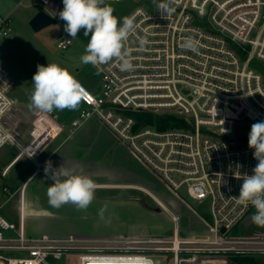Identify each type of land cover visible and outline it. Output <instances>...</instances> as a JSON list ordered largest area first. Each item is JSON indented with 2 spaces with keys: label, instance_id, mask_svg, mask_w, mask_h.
I'll return each mask as SVG.
<instances>
[{
  "label": "built area",
  "instance_id": "obj_1",
  "mask_svg": "<svg viewBox=\"0 0 264 264\" xmlns=\"http://www.w3.org/2000/svg\"><path fill=\"white\" fill-rule=\"evenodd\" d=\"M156 3L127 16L137 25L127 44L135 71L121 72L115 63L95 67L100 88L95 93L79 81L87 95L69 130L67 123L58 122L56 110L38 112L30 145L41 139L36 147H44L59 134L70 136L90 119H99L170 189L186 186L192 199L207 205L211 236L180 239L176 246L174 215L172 239L31 237L22 205L18 223L0 214V260L5 264H60L71 255L76 264H144L145 259L156 264L159 253H171L173 264H201L207 255L264 254V240L227 237L255 212L232 197L239 196L243 176L252 175L258 163L254 149L235 134L238 122L264 121V75L259 69L264 64V0H179L175 12L165 17ZM11 22V17L0 18V41L11 33ZM187 36L198 41V52L181 47ZM143 39L148 44L140 50ZM70 44L62 34L57 48ZM12 85L0 64V150L14 143L2 124L13 105ZM137 112L172 115L182 122L164 130L141 127L133 116ZM39 130H48L46 137Z\"/></svg>",
  "mask_w": 264,
  "mask_h": 264
},
{
  "label": "rangeland",
  "instance_id": "obj_2",
  "mask_svg": "<svg viewBox=\"0 0 264 264\" xmlns=\"http://www.w3.org/2000/svg\"><path fill=\"white\" fill-rule=\"evenodd\" d=\"M106 3L113 7L114 15L122 20L137 7L149 6L151 3L153 5V0H106ZM63 7L62 0H51L48 4H43L39 0H0V18L12 19L11 33L0 41V64L13 79V85L9 90L13 105L3 117L2 124L12 133L14 139V143H9L0 150V214L11 222H19L21 190L26 179L38 171V174L33 175L35 178L32 177L33 180L25 193L27 204L25 224L27 231L34 236L50 235L75 239H172L176 227L172 216L175 215L178 219V239L210 237L212 220L207 205L192 199L187 193L186 186L177 192L170 189L157 174L130 154L128 143L122 140L121 143L129 150L121 147V161L118 162L121 165H117L116 161H113L115 165L107 164L106 167L100 164L79 165L80 168L84 166L83 171L85 168L88 170L91 168V172L86 170L79 174H90L98 184L95 199L86 210H77L71 204L59 209L49 205L47 189L52 182L40 172L43 162L36 158L37 151L43 144L36 147V143L41 140L38 139L35 144L30 145L32 141L30 133L37 122L38 112L29 110L28 94L32 90V77L37 71V65L58 63L92 92L100 88L98 70L91 64H83L80 60L81 56L86 54L85 48L90 37L84 35L83 29L76 39H72L64 31L65 22L58 15ZM39 10L48 12L56 22L35 32L29 22ZM62 34L71 40V44L65 50L57 48L58 38ZM259 69L264 75V64L261 63ZM79 109L80 107L68 112L56 110L58 122H67L66 129L69 130L70 123ZM137 114L139 112L133 116L140 125ZM153 117L158 120L157 118L164 116L158 114ZM47 120L50 122V119ZM252 125L253 123L248 120L238 122L236 125L235 135L246 141L245 146H248ZM39 132L42 138L48 134V130ZM25 147H29L32 154L22 157L8 170L7 167ZM143 190L151 193L162 205ZM30 203L34 207H31ZM101 208L106 209L103 219L99 215ZM254 213L251 212L227 237L237 240H264V227L257 226L252 221ZM246 256L264 264V254ZM207 257L208 259L202 260L207 264H233L232 255L226 259L218 258V255ZM154 261L156 264H173L172 254L159 253L154 256ZM76 262V256L71 255L66 258L65 263L60 264ZM0 264L5 262L0 260Z\"/></svg>",
  "mask_w": 264,
  "mask_h": 264
},
{
  "label": "clouds",
  "instance_id": "obj_3",
  "mask_svg": "<svg viewBox=\"0 0 264 264\" xmlns=\"http://www.w3.org/2000/svg\"><path fill=\"white\" fill-rule=\"evenodd\" d=\"M62 3L64 7L58 15L65 22L64 31L76 39L83 29L84 35L90 37L86 54L80 58L83 64L100 68L115 63L121 72L135 71L134 57L127 47L130 37L137 31L133 18L121 20L114 15L113 7L106 0H62ZM178 3L179 0H163L156 6L165 17L175 12ZM147 44L146 39L141 40L140 50H144ZM181 47L193 53L199 50L198 41L193 36L185 37ZM86 95V89L68 69L55 62L46 66L38 64L28 94V108L44 114L54 110H77ZM248 147L254 149L253 158L258 163L252 175L243 176L239 196L232 198L245 208L252 205L255 208L253 223L264 227V121L251 126ZM44 173L52 181L47 189L51 207L59 209L71 204L77 210H86L94 201L98 184L90 176L79 174L75 168H67L64 164L53 168L50 160L45 162ZM105 210L101 208L99 211L101 219ZM144 264L153 262L145 259Z\"/></svg>",
  "mask_w": 264,
  "mask_h": 264
},
{
  "label": "crops",
  "instance_id": "obj_4",
  "mask_svg": "<svg viewBox=\"0 0 264 264\" xmlns=\"http://www.w3.org/2000/svg\"><path fill=\"white\" fill-rule=\"evenodd\" d=\"M97 92H98V88L95 91V93ZM65 111L68 112L69 110L65 109ZM98 123L99 125L97 126ZM64 133L59 134L51 141H49L44 147H42L37 151L38 154L36 155V158L43 162L41 164L42 169L40 170V172L44 173L45 162L49 160L52 162L53 168H58L60 165L64 164V166L67 168H75L78 173L79 172L84 173L86 170L88 172H91V168H89V170L85 168L83 171L82 168L84 166L80 168L79 165L91 166L92 164H98V165L100 164L106 167L107 164H112L113 161H116L117 163L121 161V155H122L121 147H125L127 150H129L126 146H124L121 143L120 139L105 124H103L98 119H92L91 121L89 120L87 123H85V125H83L80 129L75 131V133H73L70 136L68 134L64 135ZM30 148L29 147L22 148L25 151L23 152L21 151L14 158L12 163H10L7 169L8 170L11 169L22 157L27 155L30 156L32 154ZM129 152L135 159L140 160L132 152V150L131 151L129 150ZM117 165H121V164L118 163ZM36 173L38 174V171L34 172L28 179H26L25 185L22 188L23 191L21 190L19 211L21 206L23 205L25 215H26V206H27L25 199L26 188L29 186L33 178H35V176L33 177V175ZM88 175L91 176L90 174ZM46 178L48 177L46 176ZM47 180H49V182H52L49 178ZM145 192L151 195V193H149L148 191ZM151 196L154 197L153 195ZM154 199L159 204L162 205V203L159 202L157 198L154 197ZM29 205L31 207L32 206L34 207L32 203H30ZM25 228H26V224H25ZM26 232L31 237H44V236L51 237L50 235L34 236L27 231V228H26Z\"/></svg>",
  "mask_w": 264,
  "mask_h": 264
},
{
  "label": "trees",
  "instance_id": "obj_5",
  "mask_svg": "<svg viewBox=\"0 0 264 264\" xmlns=\"http://www.w3.org/2000/svg\"><path fill=\"white\" fill-rule=\"evenodd\" d=\"M138 117L140 118V125L145 124V125H153V126H158V129L164 130L167 127L174 128L176 126H180L179 123L182 122L181 120L177 119L176 117L172 115H163L164 117L154 118V114H151L149 112H139L137 114ZM161 119V120H159ZM155 123H160V124H155ZM233 264H262L258 260L250 257V256H243V255H232L231 257ZM200 264V263H199ZM201 264H207V263H201Z\"/></svg>",
  "mask_w": 264,
  "mask_h": 264
},
{
  "label": "water",
  "instance_id": "obj_6",
  "mask_svg": "<svg viewBox=\"0 0 264 264\" xmlns=\"http://www.w3.org/2000/svg\"><path fill=\"white\" fill-rule=\"evenodd\" d=\"M56 22V19L44 10H39L30 20L29 25L35 31L39 32ZM225 229L221 230L224 233Z\"/></svg>",
  "mask_w": 264,
  "mask_h": 264
},
{
  "label": "bare ground",
  "instance_id": "obj_7",
  "mask_svg": "<svg viewBox=\"0 0 264 264\" xmlns=\"http://www.w3.org/2000/svg\"><path fill=\"white\" fill-rule=\"evenodd\" d=\"M21 151L23 152V151H25V150L22 149ZM22 208H23V207H22ZM23 211H24V208H23ZM19 215H21V208H20V211H19ZM24 220H25V214H24ZM179 241H180V239L177 238V241L175 242V245H176V246H178Z\"/></svg>",
  "mask_w": 264,
  "mask_h": 264
}]
</instances>
